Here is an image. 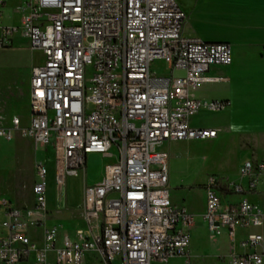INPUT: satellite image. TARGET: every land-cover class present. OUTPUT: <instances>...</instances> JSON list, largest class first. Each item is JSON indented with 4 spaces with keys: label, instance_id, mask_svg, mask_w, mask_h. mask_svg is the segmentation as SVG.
<instances>
[{
    "label": "built area",
    "instance_id": "1",
    "mask_svg": "<svg viewBox=\"0 0 264 264\" xmlns=\"http://www.w3.org/2000/svg\"><path fill=\"white\" fill-rule=\"evenodd\" d=\"M8 4L0 0V48L25 44L43 61L32 68L29 123L15 115L0 125V140L31 138L52 148L53 163L35 164L33 206L1 201L0 264H83L88 253L108 264H191L194 215L173 203L169 155L158 148L222 131L193 126L192 117L227 102L192 91L216 80L213 65L232 63L231 44L184 35L178 0H21L15 15ZM156 60L170 73H156ZM92 153L110 161L85 186L83 226L62 233L48 223L51 180L60 207L66 180L86 172ZM239 174L208 178L203 216L212 237L227 234L229 264H264V202L252 199L264 163L248 159Z\"/></svg>",
    "mask_w": 264,
    "mask_h": 264
},
{
    "label": "rangeland",
    "instance_id": "2",
    "mask_svg": "<svg viewBox=\"0 0 264 264\" xmlns=\"http://www.w3.org/2000/svg\"><path fill=\"white\" fill-rule=\"evenodd\" d=\"M21 0H9L5 8L7 14L15 15L14 9ZM17 16V15H16ZM43 61L38 50H31L25 44L11 48H0V122H9L15 115L28 117L30 109V78L32 68ZM217 65H213L215 67ZM153 70L160 74L170 73L167 63L156 60ZM196 127H219L222 131L212 139H193L165 142L158 149L169 155V188L172 197L186 198L189 209L194 212L195 225L191 231V264H229L228 239L226 233L212 237L203 218L205 209L204 184L210 176L239 181V167L248 159L255 164L264 163V124L233 123L224 110L202 109L192 117ZM24 138L15 142L0 140V203L11 199L19 206H31L33 202L34 166L36 153L31 142ZM40 156L50 157L53 163V150L38 151ZM110 160L99 155H88L85 173L71 176L66 180L65 198L61 207L48 203L51 223L59 224L63 233H72L84 223L83 194L85 186L95 181ZM247 181V179H246ZM50 200L55 203V192L51 180ZM257 198L264 200V175L260 176ZM233 199H238L234 194ZM51 200V201H52ZM49 201V200H48ZM2 217L0 207V218ZM37 229L34 235L40 236ZM83 264H108L97 255L88 253ZM112 264H123L120 259Z\"/></svg>",
    "mask_w": 264,
    "mask_h": 264
},
{
    "label": "crops",
    "instance_id": "3",
    "mask_svg": "<svg viewBox=\"0 0 264 264\" xmlns=\"http://www.w3.org/2000/svg\"><path fill=\"white\" fill-rule=\"evenodd\" d=\"M178 2L186 12L184 35L206 42H227L231 44L233 49L232 63L229 65H217L210 69L209 75L215 77L216 80L201 84L192 91L194 96L203 101H226L227 104L222 110L226 112V115L233 123L264 124V0H178ZM176 73L181 74L182 71H176ZM30 117L31 115L21 117L22 122L28 124ZM11 120L5 123L0 122V125H8ZM262 130L255 132L257 133L255 136L264 134V128ZM20 138L28 140L33 145L37 156L35 164L38 160H47L49 162L50 157L37 154L38 151H46L47 148L37 147L31 138L21 135H17L13 141L15 142ZM92 154L107 158L102 154ZM252 161H255V159ZM87 167L88 156L86 171ZM104 169L101 175L90 184L98 182L103 177ZM261 193L252 195V199L257 200ZM171 199L174 204H184L189 209L186 198L177 199L171 196ZM7 200L18 207L33 206V202L31 206H19L11 199ZM48 200L49 204L52 203L59 208L56 202L54 203L52 199V201L50 200V197H48ZM260 202H264V200ZM205 209L202 215H204ZM189 211L194 215L195 225L196 214L190 209ZM1 213L3 216L2 208ZM48 223L54 224L51 223L49 215ZM204 223L208 229L205 219ZM2 235L3 231L0 230V237Z\"/></svg>",
    "mask_w": 264,
    "mask_h": 264
},
{
    "label": "trees",
    "instance_id": "4",
    "mask_svg": "<svg viewBox=\"0 0 264 264\" xmlns=\"http://www.w3.org/2000/svg\"><path fill=\"white\" fill-rule=\"evenodd\" d=\"M50 164V167H52V163H49Z\"/></svg>",
    "mask_w": 264,
    "mask_h": 264
}]
</instances>
